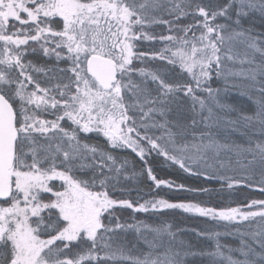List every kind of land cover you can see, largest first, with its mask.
<instances>
[{
  "label": "snow or ice",
  "instance_id": "obj_1",
  "mask_svg": "<svg viewBox=\"0 0 264 264\" xmlns=\"http://www.w3.org/2000/svg\"><path fill=\"white\" fill-rule=\"evenodd\" d=\"M238 187L264 195V0H0V264H264V199L210 206ZM176 210L215 228L136 218Z\"/></svg>",
  "mask_w": 264,
  "mask_h": 264
},
{
  "label": "trees",
  "instance_id": "obj_2",
  "mask_svg": "<svg viewBox=\"0 0 264 264\" xmlns=\"http://www.w3.org/2000/svg\"><path fill=\"white\" fill-rule=\"evenodd\" d=\"M256 27H259L258 21H257ZM163 34H167V33L165 32ZM151 46H154L156 48L162 47V45L160 44H155ZM35 60L38 64H42L45 62H47L48 64L54 63V61H51V60L45 61L42 57H36ZM233 100H236L237 102L247 103L246 100H240L235 96L233 97ZM92 140L93 142H98L102 145L104 144V141L102 138L97 140V138L93 137ZM115 154L121 157H127L130 161H135L137 170L143 167L138 157H136L135 154L132 153L130 150L118 151ZM151 164L159 178H164V179H168V178L178 179L179 178L178 182L186 183L193 187L209 186V187H214L217 189H219L220 187L219 184L206 185L201 178L186 177L185 174L178 172L177 169L167 166L163 162L162 159L153 160ZM125 186L128 188H138L140 195H143L145 199L150 198L148 195H146V193L149 192V189H151L152 185L150 184V182L147 181L146 178L141 179L138 183H134L133 181H128L125 184ZM160 195H164L165 198H168L173 201L192 198L190 194H186L182 192H174V191L170 192L167 189H161ZM136 197H137V192L133 191L132 198L135 199ZM195 199L204 200V201L209 200L207 196L197 197ZM252 199H264V195H262L258 190H249L244 187H238L232 190H225L224 192L220 193L218 196L217 195L212 196L210 206H214V207L236 206L237 204H246ZM124 215L129 216L130 213L126 212ZM136 218L147 220L149 223H159L160 221H167L169 223L174 224L175 227H179V228H189V229L198 228L201 230L205 228H215V226L210 224L206 219L199 218V217H193L191 215L184 214L179 210L166 211L158 219L152 216L151 214L149 215L137 214ZM175 227L173 230H175ZM218 230L223 231V228H220ZM182 236L183 238L196 244L197 247H211L213 243L212 241H208L203 238L197 240V237L195 236V234L191 232L183 233ZM131 238L132 237L130 236L129 239ZM221 240L223 243H226L229 245H236L238 243L237 240L231 237H222Z\"/></svg>",
  "mask_w": 264,
  "mask_h": 264
},
{
  "label": "rangeland",
  "instance_id": "obj_3",
  "mask_svg": "<svg viewBox=\"0 0 264 264\" xmlns=\"http://www.w3.org/2000/svg\"><path fill=\"white\" fill-rule=\"evenodd\" d=\"M155 31L160 32V33L166 32L163 28H157V29H155ZM150 67L155 68V67H157V64H155V62H154L150 65Z\"/></svg>",
  "mask_w": 264,
  "mask_h": 264
}]
</instances>
